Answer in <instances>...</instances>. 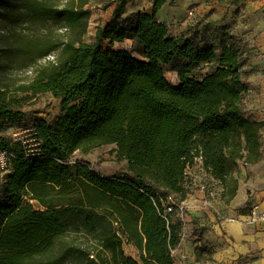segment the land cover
<instances>
[{
  "label": "trees",
  "instance_id": "trees-1",
  "mask_svg": "<svg viewBox=\"0 0 264 264\" xmlns=\"http://www.w3.org/2000/svg\"><path fill=\"white\" fill-rule=\"evenodd\" d=\"M95 1L0 0V132L19 129L21 107L37 95L60 99L55 120L36 117L26 127L37 146L0 139L8 160L0 264H174L179 237L162 203L187 199L186 171L200 162L229 205L240 166L263 155L264 120L243 110L244 52L232 38L216 48L170 36L157 17L169 0H153L150 12L131 13L123 27L130 0H112L113 18L85 43ZM126 40L131 51L102 48ZM208 65L213 71L196 79L194 71ZM110 144L129 175L67 162ZM123 240L137 259L124 254Z\"/></svg>",
  "mask_w": 264,
  "mask_h": 264
},
{
  "label": "rangeland",
  "instance_id": "rangeland-1",
  "mask_svg": "<svg viewBox=\"0 0 264 264\" xmlns=\"http://www.w3.org/2000/svg\"><path fill=\"white\" fill-rule=\"evenodd\" d=\"M65 1L55 0V3L62 5ZM262 1L169 0L165 5V16L170 36L188 37L199 46L213 45L218 48L222 39L232 38L244 52L240 71L242 79L248 84L249 92L243 96V110L246 114L260 112L264 119V50L260 46L264 44V2ZM152 3L153 0H130L121 15L122 26L125 27V22L131 13L150 11ZM194 7L196 13L190 18L188 11ZM113 8L112 0H96L87 6L90 17L83 42L94 41L96 29L105 26L113 18ZM3 28L0 22V30ZM102 48L131 51L133 43L126 40L110 45L105 41ZM213 69L211 65L200 66L194 71V76L200 80ZM27 73L25 70L19 71V77H24ZM165 77L173 85L178 83L175 73L169 70L165 71ZM59 105L60 99L51 94L37 95L21 107L22 121L17 127L22 131L26 130L36 117L52 122L60 114ZM13 128L16 127H8L5 130L6 136L11 137L19 132L12 130ZM25 134L29 135L27 132ZM20 135L23 136V133ZM262 143L264 148V138ZM115 149L116 146L110 144L98 147L87 154L76 152L67 162L69 164L77 161L87 162L94 170L105 176L129 175L127 162L117 158ZM186 174L188 184L197 178L196 185H204L208 190L218 193L219 185L196 166L188 169ZM7 175V169L0 168V188ZM236 176L240 193L229 205L223 204L216 196L210 206L205 207V211L203 208L196 210L194 206L182 204L183 212L178 211L173 215L172 219L175 221L179 237V248L181 254H185L186 264H262L264 247L253 253H237L233 236L228 237L229 234L226 229H222V224L225 226V223L230 221H246L247 217L240 216L247 215L249 207L257 202V198L264 197V186H261L264 183V152L258 166L250 167L249 171L245 170L242 176L239 173ZM191 189L195 190L196 186ZM175 202L180 206L179 197H176ZM217 226L220 227V234L216 231ZM64 241L69 242L70 238L65 237ZM226 247L233 248L234 254H228L220 261L212 259L215 253ZM123 252L134 259L138 258V251L126 244L123 245Z\"/></svg>",
  "mask_w": 264,
  "mask_h": 264
},
{
  "label": "crops",
  "instance_id": "crops-1",
  "mask_svg": "<svg viewBox=\"0 0 264 264\" xmlns=\"http://www.w3.org/2000/svg\"><path fill=\"white\" fill-rule=\"evenodd\" d=\"M264 2V0L262 1ZM150 12V11H147ZM158 20L162 23L166 24L167 21V17L165 16V6L162 7V9L158 12L157 14ZM262 47V49L264 50V44L260 45ZM244 101V99H243ZM246 114V113H245ZM246 117L252 119V120H257V121H262L264 120L261 113H249L246 114ZM263 138H264V131L261 134V141L263 142ZM259 162L253 166H240L239 170L237 171L241 176L244 174L245 170L249 171L250 167H254V166H258ZM196 168H200V162L197 163ZM236 172L235 176L238 174ZM237 178V176H236ZM262 187L264 186V183L261 185ZM239 189H238V193L237 196L239 195ZM264 195V194H263ZM236 196V197H237ZM204 197V193L202 192L201 189H195L192 192H190V194H188V198L183 202L184 205L186 206H194L196 208V210L202 209L203 211L206 210V208L203 205L202 199ZM197 199H199V201L201 200V202L197 201ZM235 200V199H234ZM242 200H243V195H242ZM252 205H257L259 208L264 209V197H260L257 198V202L252 204ZM251 205V206H252ZM205 208V209H204ZM240 217H247L246 221H242L239 222V224L241 225V233H238L235 231V229H228L230 232V235L233 236L234 240H235V247L237 248L238 251H236L239 254H245V253H253L256 252L257 250L261 249L264 247V222L260 223V224H256V225H252L250 223H248V216L244 215V216H240ZM247 223V224H245ZM251 227H247L250 226ZM217 229L219 230V234H220V227L217 226ZM222 229H226V226H224L222 224ZM217 231V230H216ZM227 231V229H226ZM228 233V232H227ZM130 246L131 248L134 249L133 246L131 245H127ZM180 244H178V247L172 252V258L174 260V264H186L184 257L185 254H181L180 251ZM234 254L233 248H221L220 251H218L217 253H215L212 257L213 260H222V258H224L225 256H228ZM127 256V255H126ZM130 257V256H128Z\"/></svg>",
  "mask_w": 264,
  "mask_h": 264
},
{
  "label": "built area",
  "instance_id": "built-area-1",
  "mask_svg": "<svg viewBox=\"0 0 264 264\" xmlns=\"http://www.w3.org/2000/svg\"><path fill=\"white\" fill-rule=\"evenodd\" d=\"M196 13V8H191L188 11V16L191 18ZM12 130H17L19 132L14 133L11 135V137L6 136V132H0V139L1 138H11L12 140H20L24 145L28 147H35L37 144L35 143V139L30 138L28 139L26 136V132H30V134L33 135V130H20L13 128ZM20 133H23V136L20 135ZM8 166V160L5 153L0 152V168L2 170L6 169ZM203 171V170H202ZM210 178V177H209ZM197 180V178H195ZM213 182H215L212 178H210ZM196 180H191V183L188 184L187 178H186V187L189 189V193L192 192L194 189H191V187L196 186V189H201L204 193V197L202 199L204 207L210 206L211 201L213 202L217 194H215L213 191L208 190L204 185H196ZM216 183V182H215ZM188 184V185H187ZM183 203H180L178 206L175 202V199L173 196L168 197L163 203H162V214L165 219H167L168 223L173 224L174 220H172L173 215L177 214L178 211L183 212ZM248 223L252 225L260 224L264 222V209L259 208L257 205H252L249 207L248 212ZM126 244V241L123 240V245ZM127 245V244H126Z\"/></svg>",
  "mask_w": 264,
  "mask_h": 264
},
{
  "label": "bare ground",
  "instance_id": "bare-ground-1",
  "mask_svg": "<svg viewBox=\"0 0 264 264\" xmlns=\"http://www.w3.org/2000/svg\"><path fill=\"white\" fill-rule=\"evenodd\" d=\"M225 226H226V229H227V232H228V237L231 236L230 232L228 229H235L236 232L238 233H241V225L239 224V222H236V221H230V222H226L225 223ZM217 232L219 233V230L217 229ZM262 264H264V260L262 262Z\"/></svg>",
  "mask_w": 264,
  "mask_h": 264
}]
</instances>
